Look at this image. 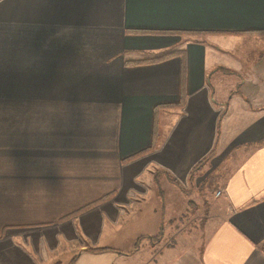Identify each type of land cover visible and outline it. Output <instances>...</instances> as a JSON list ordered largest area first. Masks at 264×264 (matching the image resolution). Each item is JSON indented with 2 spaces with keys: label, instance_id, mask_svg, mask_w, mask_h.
Segmentation results:
<instances>
[{
  "label": "crops",
  "instance_id": "obj_1",
  "mask_svg": "<svg viewBox=\"0 0 264 264\" xmlns=\"http://www.w3.org/2000/svg\"><path fill=\"white\" fill-rule=\"evenodd\" d=\"M260 31L264 0H0V264L65 247L80 264L120 239L156 171L186 185L231 156L205 238L140 264H264V79L235 69L241 87L217 94L221 51Z\"/></svg>",
  "mask_w": 264,
  "mask_h": 264
},
{
  "label": "rangeland",
  "instance_id": "obj_2",
  "mask_svg": "<svg viewBox=\"0 0 264 264\" xmlns=\"http://www.w3.org/2000/svg\"><path fill=\"white\" fill-rule=\"evenodd\" d=\"M223 44L225 43L218 45ZM220 59L222 60L219 61L220 64L233 67L234 70L231 68L233 71L218 73L223 82L220 87L218 86L217 94L241 87L244 81L238 74L240 69L243 73L250 71V74L248 73L251 75L249 76L250 81L255 77L264 79V39H260V37L244 39V41L231 46L229 50H222ZM235 69L238 71L236 72ZM212 81L214 82V80ZM262 84L264 85V82ZM229 125L230 129L227 134L230 135L237 124L230 123ZM233 159L234 156L228 157L218 169L217 161L212 163V167L208 166L207 163L212 160L210 157L200 168L195 170L186 185L181 183L182 190L162 180L160 186L163 193L160 194L158 186L152 185L148 197L138 199L143 201L144 207L137 213L136 219L130 221L129 227L120 232V239L106 237L99 246L111 249L100 252L99 255L91 254V252L85 253L80 264H140L150 258L151 254L147 252V247L159 248L163 242H167L166 246L170 247L176 242L174 239L176 236L177 239L183 237L204 239L207 222L213 220L214 215L218 213V207L222 206L216 193L219 190L221 176L228 170ZM213 166L215 171L212 170ZM162 225H164L163 237L159 243L154 244L149 237L159 235ZM127 237H130L129 242L127 239L124 240ZM137 242L138 248H136ZM71 250L70 254L67 247L63 248L56 254L53 261L56 264L67 263L70 257L78 253V249L75 247H72ZM138 252L141 254L135 257Z\"/></svg>",
  "mask_w": 264,
  "mask_h": 264
},
{
  "label": "trees",
  "instance_id": "obj_3",
  "mask_svg": "<svg viewBox=\"0 0 264 264\" xmlns=\"http://www.w3.org/2000/svg\"><path fill=\"white\" fill-rule=\"evenodd\" d=\"M249 34H255V35H258V36H260V37H264V31H260V32H251V33H249ZM176 54H178V52H175V51H170V52H166V53H163L162 55H160V56H157V57H154V58H151V59H147V60H144V61H138V62H157V61H161V60H165V59H168V58H170V57H173L174 55H176ZM220 71H222L223 73H226V71H229V70H227V69H223V68H220L219 69ZM230 72V71H229ZM182 101L177 105V107H181L182 106ZM164 108H166V107H172V106H163ZM155 141H156V138H155ZM153 149H154V144H153V147H152ZM144 153H146V152H143L142 154H144ZM214 153V152H213ZM142 154H139V155H142ZM138 155V156H139ZM138 156H136V157H138ZM210 157V156H209ZM209 158H207V159H205L204 161H206V160H208ZM204 161L203 162H201L194 170H193V173L195 172V170L196 169H198V168H200L203 164H204ZM192 173V174H193ZM162 175H165L166 177H167V180L170 182V183H172L173 185H175L177 188H179L180 190H182L181 189V185H180V183L179 182H177L175 179H173L171 176H169L168 174H166V173H164V172H161V171H156L155 172V174H154V180H155V183L157 184V186H158V190H160V194H162L163 192L161 191V189H160V186H159V179H160V177L162 176ZM112 197V195H109V196H106V197H104L103 198V200H101V201H99V203L100 202H102V201H105V200H107V199H109V198H111ZM89 207H92V205L91 206H88L87 208H89ZM86 208V209H87ZM80 212H77V213H74V214H72V216L73 215H77V214H79ZM163 232H164V225H162L161 226V229H160V232H159V235H157V236H151V237H149V239H150V241L152 242V243H159V241L162 239V237H163ZM139 242V241H138ZM138 242H137V246H136V248H138ZM111 248H87L86 249V251L87 252H91V253H96V254H98V253H100V252H103V251H105V250H110ZM263 251H264V246H263ZM74 261H75V259H73L71 262H70V264H74Z\"/></svg>",
  "mask_w": 264,
  "mask_h": 264
}]
</instances>
